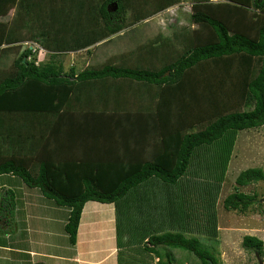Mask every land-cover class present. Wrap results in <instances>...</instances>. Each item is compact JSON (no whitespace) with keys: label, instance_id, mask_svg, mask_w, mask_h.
I'll return each instance as SVG.
<instances>
[{"label":"trees","instance_id":"16d2710c","mask_svg":"<svg viewBox=\"0 0 264 264\" xmlns=\"http://www.w3.org/2000/svg\"><path fill=\"white\" fill-rule=\"evenodd\" d=\"M178 1L161 0V3ZM129 2L119 0V6L112 9V1L103 0L95 11L92 7L91 17H96L98 28L96 26L85 31L81 37L87 40L90 36L89 39L94 41L103 36L112 18L132 17L134 20V17H139L134 12L128 13L121 9L124 3ZM255 4L264 12V0H255ZM14 6L26 8V18L29 16L28 19L34 20L35 26L42 29L40 34L44 38L35 36V40L49 50H54L49 45L54 36L58 39L61 30L65 29L60 25L65 23L68 26L80 17L79 12L70 10L63 0H0V50L14 46V31L8 28V20L2 18ZM191 9L190 20L197 25L182 39L176 40V50L170 51L173 60L159 68L104 63L80 70L73 66L64 69V51H60L59 47L48 51V58L39 63L35 62L36 55L31 48L25 46L13 59L10 68L0 69V137L9 142L14 135L44 134L54 116L63 109L78 81L105 76H123L162 85L166 92L161 106L164 110L161 112L174 116L170 127L213 117L196 130H174L170 135L169 132L164 133V151L143 160L138 167L133 164L127 169H120L118 164L112 170L110 166L99 162L76 164L74 161L58 159L57 163L40 160L35 168L33 157L19 153L21 148L18 151L17 148L14 151H0V174H15L27 186L37 187L57 205L68 207L64 230L70 244L76 241L82 208L87 200L111 202L115 210L124 209L127 225L133 231L123 243L124 248L119 250L118 264H145L140 256L143 252L148 254L149 259L153 258V252L158 255L164 253L171 261L174 258L170 250L172 247L193 251L201 258L199 264H207L209 259L218 264L215 253L212 254L204 243H200L197 234L187 235L182 230L174 229L160 233L149 230L166 220L170 221L174 213L178 214L177 220L186 221L196 215L197 207H201L203 214L211 220L207 229L217 243L215 202L237 131L258 128L264 124V27L259 28L258 37L254 39L235 29V23H227L215 16L212 7L206 2L194 0ZM97 17L103 19L105 28L103 25L99 27ZM15 46L21 45L17 43ZM234 52L258 55L261 60L257 73L244 80L243 89L241 83L238 87L236 82L231 85L227 70L214 64V61L211 70L204 67L212 57ZM241 92L247 96L245 108L228 110L231 102L225 97ZM168 122L163 121L161 125L166 126ZM8 136L9 139H5ZM218 153L223 154L219 163ZM234 179V190L224 197L223 206L242 211L250 204L257 203L258 211L263 212L264 192L262 195L256 191L246 192L239 185L264 181V166L243 168ZM175 192L179 195L177 198ZM196 224L205 229L199 222ZM118 240L117 236L116 244L119 246L121 243ZM241 244L257 251L264 260L262 238L244 234Z\"/></svg>","mask_w":264,"mask_h":264},{"label":"crops","instance_id":"0c3cea01","mask_svg":"<svg viewBox=\"0 0 264 264\" xmlns=\"http://www.w3.org/2000/svg\"><path fill=\"white\" fill-rule=\"evenodd\" d=\"M63 1L70 10L79 12L80 15L77 22L74 21L68 26L65 23L61 24L60 27L63 26L65 29L61 30L58 39L57 36H54L53 42L49 43L54 50L59 47L60 51H64L62 55L64 69L73 66L80 70L85 67L101 66L104 63L159 68L167 61L173 60L174 57L170 51L176 50V40L182 39L197 25L189 19L194 0H180L171 4L163 3V5L161 0H130L129 3H124L121 9L127 10L128 13L134 12L139 17H134V20L132 17L127 19L120 18L121 16L112 18L106 26L103 36L94 41L88 36L86 40L81 37V34L96 26L98 28L96 17H91L92 7L95 11L103 0ZM111 1L114 4L112 9L119 6V0ZM200 1L210 5L215 16L223 18L227 23H235V29L251 38L257 39L259 28L264 27V12L261 7L255 4V0ZM186 5L189 9L188 26L180 24L179 18L175 16L176 10ZM97 18L99 27L104 26L103 19ZM22 21L19 24L23 28V33L16 34L12 42L18 41L23 49L25 47L23 43L27 39L39 35L42 29L35 26L34 20H28L26 25ZM8 28L13 30L10 23ZM177 35L178 38H175ZM43 38L41 36V39ZM45 49L47 52L54 51L49 48ZM209 60H211L210 63L204 64L205 69L211 70L214 61V64L227 70V78L229 81L231 80V85L236 82V87H238L241 83L242 89L245 84L244 80L254 76L261 64L258 55L236 52L212 57ZM202 84L204 85V83ZM74 87V91L71 92L63 109L54 116L49 129L44 134L14 135L10 137V142L2 139L4 137H0V151L7 149L14 151L15 148L18 151L21 148L19 153L29 154L33 157L32 164L35 165V168L40 160L57 163L58 159V161H74L76 164L99 162L104 166H110L112 170H115L114 166L118 164L120 169H127L133 164L138 167L143 160L151 159L160 151H164L166 146L162 141L164 133L169 132L170 135L174 130H196L213 118L204 120L205 117L201 120L189 121L185 125L183 123L182 126L170 127L169 123L174 116L167 112H161L164 110L161 106L163 105L162 101H165L163 95L166 89L162 85L139 82L128 77L105 76L85 79L78 81ZM158 89L161 91L158 92ZM225 98L231 102L228 110L245 108L247 96L243 92L236 95L228 94ZM168 120L166 126L161 125V122ZM251 129L257 130L259 127L246 130L250 131ZM239 131L237 135L244 129H239ZM7 138L9 139V136L5 139ZM16 177L17 175L12 173L0 174V198H5L13 206V211L10 210L12 214L14 210L20 211L27 218L26 227L23 229V231L25 230L23 245L12 247V254L16 255V259H21L20 262L23 264H44L41 260L42 256L57 257L58 264H67L68 262L75 264L77 261L80 264H118L119 250L116 246L113 225V203L87 200L82 208L76 241L72 244L76 252L64 253V255L57 250L53 253L47 252L52 249L51 247H55V244L46 243L42 238L40 240L42 245H34L36 240L27 239V241L26 238L30 232L36 234L46 232V228L39 229V225L47 217L41 212L42 209L38 211L39 205L36 203L41 201V204L51 209L52 221L57 220V204L42 193L40 194L37 187H29ZM232 181V189L229 192L234 190L235 180ZM222 182L219 194L223 191L224 182L223 184ZM250 183L245 185H250ZM16 187L20 188L18 194L15 193ZM229 192L223 194L220 205ZM175 194L178 195L176 192ZM219 194L216 200L217 207H219ZM171 197L173 198V195ZM197 214H203L201 207H197ZM177 216L178 214L174 213L173 217L170 216V221L163 219L164 223L160 226L157 224L149 231L160 233L174 229L182 230L187 235L198 234L197 224L192 226L187 224L191 218L179 221ZM34 221L37 224L39 222V225H33ZM219 223L218 220L217 227L221 228ZM21 230H16L15 234L19 236L20 233H23ZM25 242L29 244L26 245ZM2 248L9 249L5 245L0 246V249ZM172 248L170 250H172L174 258L171 261L164 253L158 255L151 252L153 262L155 264L157 261H161V264H179L176 262L178 257ZM1 255L3 253L0 254V257H2Z\"/></svg>","mask_w":264,"mask_h":264},{"label":"rangeland","instance_id":"374dc122","mask_svg":"<svg viewBox=\"0 0 264 264\" xmlns=\"http://www.w3.org/2000/svg\"><path fill=\"white\" fill-rule=\"evenodd\" d=\"M186 4L188 5V3ZM187 5L179 7V9L176 10L175 16L179 18V21L181 22L180 24L188 26L189 9ZM26 14L28 15L26 8H19L18 6H14L9 10V13L6 16H3L2 18L8 20V22L11 24L13 28L15 35L16 34L20 35L23 33L22 32L23 28L21 24H19L22 19L21 16L23 17V21H22L23 24L26 25L27 21L29 20L28 19L29 16L28 18H26ZM35 36L41 39V34ZM35 36L30 39H27L26 43L27 44L31 43L30 45H32V47H35V43L41 45L39 41L35 40ZM17 43L18 41L14 43L13 47H8L3 50H0L1 70H7L8 68H10L13 59L19 55L22 46H15ZM23 44L26 46L25 43ZM37 55L39 57L38 58L39 63L48 58L45 47L43 49L38 50ZM246 129L247 128H244V131L241 132L239 135L236 134L233 143V148L231 150V154L229 155L230 158L228 161L227 170L223 178L226 181L222 179L224 185L222 189L223 191L221 192V194H219L220 196V200L218 201L219 207H217L215 202L217 221L219 220L220 221L219 224L221 225V228H219V226L217 227L218 242L217 243L214 242L213 234L212 233L209 234L208 232L207 228L210 225L211 220L208 219V216L206 214L205 215L197 214L191 217V219L187 223L188 225L192 226L199 222L200 226L202 227L205 226V229L199 228L197 237L200 243L201 244L204 243L206 248L212 254L215 253L214 255L217 258L218 264H262L264 261L263 256L259 255L257 251H255L252 248H245L241 244L242 236L244 234L257 235L258 237L262 238L264 242V212L258 211L259 210L258 204L252 203L248 206V208L242 211L225 208L223 206V201H222V205H220L223 194H225V192H229L232 189V183H233L232 180H235L234 177L241 169L250 166L252 167L264 166V125L262 127L260 126L259 129L256 128L257 130L251 129L250 131H248ZM240 131L238 130L237 133H239ZM221 157L223 158V154L218 153L217 156L218 163L220 162V159H222ZM212 171H213V167H212ZM16 178L23 183V181L19 176H17ZM240 189L246 192L256 191L259 195H262L264 192V181L263 180L254 181L250 183V185L240 186ZM18 192H20V188L16 187L15 193L18 194ZM39 193L41 194L42 192L39 190ZM187 196L191 197V195L189 194ZM177 197L178 195L175 194V198ZM175 202L176 201L174 200L173 204H175ZM36 204L39 205L38 211L42 209L43 211L41 212L45 214V217H47V219L44 220L40 225L39 222L37 224L36 221H34L33 225H37V226L39 225V229H44L45 227L46 232L44 234L39 232L37 234L35 232H30L26 240L27 239H29L30 241L36 240L34 242V245H42L40 243V240L43 238L46 241V243L55 244V247H51L52 249H49L50 251H47L51 253H53L55 250L60 252V254L62 255H64V253H72L74 251L76 252L75 247L69 243L67 236L68 234L64 230V224L66 222L65 220L67 219L68 216V210H69L68 207L66 205L65 206L57 205L58 208L56 215L57 220L52 221L53 215L50 213L51 209L46 208L43 204H41V201ZM263 205H264V201H263ZM12 208L13 206L9 204L8 200H6L5 198L2 199L0 198V246L5 245V247L6 246L9 247V249L7 250L5 248H2L3 250L0 249L1 252L0 254L3 253V255H1L2 257H0V264H23V262H20L22 261L21 259L19 260L16 259L15 258L16 255L12 254V250H13L12 247H16V245L19 246L23 245V236L25 233L24 232L25 230L23 231V229H25L26 227L27 218L26 215H24L20 211L14 210L12 214L10 212ZM32 213L34 212L32 211ZM122 213L123 215L121 216ZM112 216L114 218L113 225L115 228L114 232H115L116 243L118 236L119 237L118 242L120 241L121 243V245L119 246L122 249L124 248L123 243L128 240V235L132 233L133 228L127 225V219L125 220L126 215L124 209L119 208L118 210L117 209L115 210V206H113ZM115 218L117 219V221ZM18 229L19 230L22 229L21 231H23V233H20L19 236L18 234H15V231ZM25 244L27 245L29 243L25 242ZM116 246L118 248L117 250H120V247L117 244ZM172 249L178 257L176 262H178L179 264H189V263L199 264L201 262V258L196 253H194L189 249H185L181 247H174ZM18 251L21 252V250ZM147 255L148 254L146 252L141 253L140 256H142L143 258L142 263L155 264L153 262V258L150 260ZM259 259H261V263H259ZM41 260H43L44 264H58L57 257L53 258V257L42 256ZM67 264H69V262ZM75 264H80V263L79 261H77L75 262ZM156 264H161V263L160 261H157ZM165 264H171V263H165Z\"/></svg>","mask_w":264,"mask_h":264},{"label":"built area","instance_id":"2783aa9c","mask_svg":"<svg viewBox=\"0 0 264 264\" xmlns=\"http://www.w3.org/2000/svg\"><path fill=\"white\" fill-rule=\"evenodd\" d=\"M27 41H25V44H26V46H29L30 48H31V51H33L34 53H35V55H36V59H35V62H38V55H37V52H38V50H40V49H43V46H41V45H39L38 43H35V47H32V45H30L31 43H29V44H27L26 43ZM36 48V49H35ZM39 48V49H38Z\"/></svg>","mask_w":264,"mask_h":264},{"label":"water","instance_id":"95a60500","mask_svg":"<svg viewBox=\"0 0 264 264\" xmlns=\"http://www.w3.org/2000/svg\"><path fill=\"white\" fill-rule=\"evenodd\" d=\"M166 72H168V71H166ZM259 263H261V259H259ZM207 264H215V263L212 260L209 259Z\"/></svg>","mask_w":264,"mask_h":264}]
</instances>
